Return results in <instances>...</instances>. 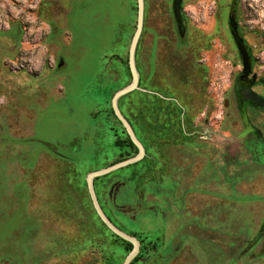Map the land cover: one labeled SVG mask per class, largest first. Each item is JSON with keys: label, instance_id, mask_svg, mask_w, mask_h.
<instances>
[{"label": "rangeland", "instance_id": "374dc122", "mask_svg": "<svg viewBox=\"0 0 264 264\" xmlns=\"http://www.w3.org/2000/svg\"><path fill=\"white\" fill-rule=\"evenodd\" d=\"M172 1L144 0L138 89L117 101L147 154L95 178L98 202L138 241L132 264H264V104L234 97L228 29L234 12L264 80V0H182L183 38ZM136 24L137 0H0V264H123L132 251L87 179L126 151L112 99L132 82Z\"/></svg>", "mask_w": 264, "mask_h": 264}, {"label": "water", "instance_id": "95a60500", "mask_svg": "<svg viewBox=\"0 0 264 264\" xmlns=\"http://www.w3.org/2000/svg\"><path fill=\"white\" fill-rule=\"evenodd\" d=\"M182 9V0H173L172 1V13L173 18L176 24V29L178 32L179 37H184L185 34V27L183 24V18L181 14ZM143 18H144V0H137V24H136V31L131 39L129 50H128V67L129 71L131 73L132 82L129 86L126 88L120 90L117 92L112 99V106L113 111L117 119L121 122L122 126L124 127L127 135L129 136L132 143L137 148V155L131 159L124 160L122 162H118L116 164L111 165L110 167H107L103 170L96 171L93 173H90L87 179V188L89 192V196L91 199V202L93 204L94 210L99 217V219L103 222V224L112 232V234L118 236L124 241L129 242L133 249L132 251L127 255V258L125 259L123 264H130V262L135 258L139 251V243L138 241L131 236H128L118 230L106 217L104 214L102 208L100 207V204L98 202L95 190H94V184L93 180L97 177H101L104 175H107L111 172L117 171L120 168L129 166L131 164H134L136 162H139L143 156H144V148L142 144L138 141L136 138L131 126L126 121V119L123 117L121 112L118 109L117 101L120 97L138 89V83H139V74L136 69L135 65V56H136V50L138 41L142 32L143 27ZM228 28L230 31V34L233 38L234 44L240 54L241 60H242V66H243V73L242 75L247 77L250 73V65H251V59H250V53H248V48L246 44L244 43V40L238 30V23L236 20V16L234 12H230L228 17Z\"/></svg>", "mask_w": 264, "mask_h": 264}, {"label": "flooded vegetation", "instance_id": "af4514ba", "mask_svg": "<svg viewBox=\"0 0 264 264\" xmlns=\"http://www.w3.org/2000/svg\"><path fill=\"white\" fill-rule=\"evenodd\" d=\"M229 34H230V31H229ZM230 37L233 41L231 34H230ZM233 44H234V41H233ZM234 47L237 53V57L239 58L241 65H242V60H241L240 54L235 44H234ZM248 53H250L249 50H248ZM250 59L252 62L251 54H250ZM242 73H243V66H242V71L240 72V74H238L237 78L235 79L233 83L232 92L234 94V97L236 98V101L239 107L241 105H245L246 109L247 108L256 109L259 103L264 104V100H262L261 98H257L258 94L254 91V89L258 86H264V80L258 79L257 76L254 75L252 71V64L250 65V73L247 77L243 76ZM257 143L264 144V142H260V141H258ZM144 150H145L144 151V155H145L147 154V150L145 149V147H144ZM263 228H264V225H263Z\"/></svg>", "mask_w": 264, "mask_h": 264}, {"label": "trees", "instance_id": "16d2710c", "mask_svg": "<svg viewBox=\"0 0 264 264\" xmlns=\"http://www.w3.org/2000/svg\"><path fill=\"white\" fill-rule=\"evenodd\" d=\"M138 49V48H137ZM135 93H141V92H139V91H136ZM126 98H128V97H122L121 98V100L120 101H122V99H126ZM119 101V102H120ZM122 105V104H121ZM120 107V106H119ZM123 129V128H122ZM124 133H126V132H124ZM115 144H116V146H118V147H120L121 149L122 148H125V152H124V154H121L120 156H119V158L115 161V162H113L111 165H113V164H116V163H118V162H121V161H123V160H125L126 159V157H130V151H134L135 153H137L138 151H137V148L135 147V145L132 143V141L130 140V138H129V136L128 135H126V138L125 139H123V140H121V139H117L116 141H115ZM113 236L115 237V238H117V240H119V242L121 243V245H122V247L124 248V250H125V252L126 253H129L131 250H132V245L129 243V242H127V241H124V240H122L121 238H119L118 236H116V235H114L113 234ZM139 259H138V256L137 257H135L133 260H132V262H135V261H138ZM132 262L130 263V264H132Z\"/></svg>", "mask_w": 264, "mask_h": 264}]
</instances>
